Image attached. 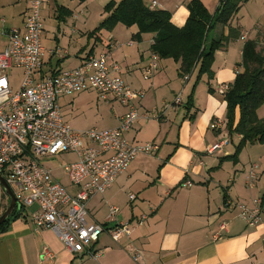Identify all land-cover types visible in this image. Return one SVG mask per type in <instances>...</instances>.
<instances>
[{
	"label": "crops",
	"instance_id": "obj_1",
	"mask_svg": "<svg viewBox=\"0 0 264 264\" xmlns=\"http://www.w3.org/2000/svg\"><path fill=\"white\" fill-rule=\"evenodd\" d=\"M145 1L147 3L148 0ZM153 1L157 2L155 9L172 13V21L176 26L183 27L186 24L189 17L187 7L191 0H150L147 5L151 7ZM52 2L53 0L49 1L44 8L45 12L52 10L56 13ZM79 2L82 4L80 0ZM251 4H255V9L258 10L257 0H249L241 10L250 8ZM70 10L74 14V11ZM241 10L231 22L233 28L240 30L241 37L217 52L213 64L215 78H202L195 91L194 107L189 112L186 105L193 91L198 70L189 75L188 80L184 78L186 84L189 83L186 85V89H189L187 100H181L182 104L176 105L179 96L174 90L175 99L171 106H167L162 112L159 111L168 103L166 101L169 94L164 89L168 86L169 89H175V84L172 85L173 79L169 76L171 68L173 65L176 67L175 71L179 77L180 64L158 58L157 71L150 80L144 79L146 69L154 56L151 51L154 41L152 34L143 35L142 39L138 40L135 38L138 28L132 27L127 28L130 34L122 37L117 33L122 31L118 29L119 25L112 32L102 31L101 41H96L95 37H89L91 32H83L82 36L86 39L77 41L81 47L71 61L67 50L64 51L59 46L48 49L43 40L47 50L61 49L66 53L63 57L47 54L42 70L44 75L77 68L88 57L108 52L111 62L120 67L115 74L121 76L134 90L144 92L139 107L142 114H147V118L139 120L126 134V138L133 144L157 143L161 150L152 156L140 155L119 175L104 195L96 196L89 202L90 223L107 224L109 227L129 223L132 230L130 237L116 243L107 233H103L91 248L94 253H99L98 258L93 259L87 253L73 254L65 249L52 230L37 229L31 219L38 209L36 206L31 213L22 212L20 218L12 221L7 231L0 234V264H264V227L247 226L239 218L238 210L226 204L231 200L251 204L254 199L264 195V182L262 185H256L254 189H249V175L246 182L241 184H237V180L224 177L226 163L223 159L231 156L227 146L214 154L207 152L209 147L229 135L226 128L217 131L211 129V124L217 119L226 120L227 104L219 89L223 85H231L237 74L244 70L241 65L245 42L259 41V35H264V25H261L260 20L264 12V1L257 12V22L252 24L246 25ZM210 12L214 13L212 10ZM55 13L53 15L57 17ZM27 14L26 11L22 13L21 20L12 28L5 26V19L1 20V34L7 38V42L0 52L8 45V32L13 28H22ZM80 14L84 12L81 11ZM105 15L107 17L105 13L102 17ZM75 18L78 19L79 15L76 14ZM67 19L64 22H67ZM252 25L256 34L251 28ZM223 32L228 34L229 28L218 26L212 35L218 37ZM244 36L246 40L242 39ZM55 41L58 44L59 37L56 36ZM56 59L57 63L53 64ZM159 61L162 62L160 65ZM209 88L212 92H209ZM179 89L182 94L185 86ZM72 104L73 100H70L65 106L70 107ZM61 107L63 110L64 105L61 104ZM181 107L185 111H182ZM117 109L116 124L111 128L117 127L120 117L127 112V108L123 106ZM155 111H158L157 116L151 114ZM63 114L67 120L64 110ZM152 119L158 122L157 133L146 142L138 140L139 134L149 128ZM170 123H174L176 132ZM229 137L233 139L230 135ZM159 139L162 142H156ZM263 178L264 171L263 175L258 174L257 183ZM187 182H191L193 186L184 187L183 184ZM69 188L74 190L71 185ZM4 194L0 184V216L10 203ZM130 195H135L136 199L131 201ZM111 207H118L120 212L108 222ZM136 249L140 252L137 261L133 259ZM46 251L53 257L48 258Z\"/></svg>",
	"mask_w": 264,
	"mask_h": 264
},
{
	"label": "built area",
	"instance_id": "obj_2",
	"mask_svg": "<svg viewBox=\"0 0 264 264\" xmlns=\"http://www.w3.org/2000/svg\"><path fill=\"white\" fill-rule=\"evenodd\" d=\"M49 1L31 2L23 27L8 32V45L0 52V174L23 210L38 207L31 216L38 230L50 229L70 253H87L96 259L99 253L91 248L103 233L120 243L130 237L132 230L129 223L112 227L90 223L89 202L104 195L140 155H156L161 147L154 142L133 144L126 138L139 120L147 118L139 107L144 92L134 90L115 74L120 67L111 62L108 52L88 57L77 68L42 74L47 54L58 57L66 54L61 49L47 50L43 45V10ZM156 6L157 2L153 1L150 8ZM242 39L246 40V36ZM157 60L154 55L146 69L145 80H150L157 71ZM14 69L23 72L18 91L13 90L8 77ZM228 90L229 85H223L219 93L224 95ZM87 91L96 92L106 103L116 101L127 108L117 127L76 130L65 119L60 100ZM175 103L182 104L180 96ZM226 125V121L217 119L211 129L221 130ZM229 144L230 141L224 139L207 152L214 154ZM62 154L77 156L76 161L62 166L74 190L60 183L41 160ZM257 170L258 166L254 165L247 182L249 189L257 185ZM183 186L193 184L187 182ZM135 199V195H130L131 201ZM226 204L238 210L239 218L247 226L264 227V195L251 204L232 200ZM119 212L118 207H111L107 221H112ZM45 255L53 257L48 251ZM139 257L136 249L133 259L137 261Z\"/></svg>",
	"mask_w": 264,
	"mask_h": 264
},
{
	"label": "trees",
	"instance_id": "obj_3",
	"mask_svg": "<svg viewBox=\"0 0 264 264\" xmlns=\"http://www.w3.org/2000/svg\"><path fill=\"white\" fill-rule=\"evenodd\" d=\"M81 3L87 0H80ZM249 0H220L214 13H211L201 0H191L188 4L189 17L183 27L172 21V13L162 9L150 8L145 0L111 1L104 11L107 17L94 29L90 38L101 41L102 31L112 32L118 25L127 28L137 27L135 38L154 35L151 51L161 60H173L180 64L178 75L185 78L198 70L193 91L188 98L186 110L194 107V96L198 84L204 76L215 78L213 64L216 54L231 41L241 37L239 29L231 22ZM56 5L57 19L66 21L72 11L63 5ZM218 26L228 27L229 33H221L209 41ZM257 40H247L243 46L242 67L229 90L223 95L227 104L226 130L228 134L238 135L240 142L235 153L223 160L239 162V156L247 145L264 144V117L258 111L264 106V48ZM209 92L212 89L209 88ZM222 160V161H223ZM6 198V194H4ZM10 204V203H9ZM6 208L3 212L6 211ZM22 211L14 210L12 215L0 226V234L7 231L12 221L20 218Z\"/></svg>",
	"mask_w": 264,
	"mask_h": 264
},
{
	"label": "rangeland",
	"instance_id": "obj_4",
	"mask_svg": "<svg viewBox=\"0 0 264 264\" xmlns=\"http://www.w3.org/2000/svg\"><path fill=\"white\" fill-rule=\"evenodd\" d=\"M111 0H88L86 3L80 4L79 0H53L51 3L53 10L56 11V5H65L66 7L72 9L74 14L67 19V22H60L57 17L53 14L55 13L52 10L48 12L43 11V18H44V34L43 40L44 45L49 48L58 47L62 50H67L70 53V61L73 60V56L76 51L81 47V44H78L77 41L81 38H85L82 36V33L92 32L96 29L100 23L105 19L103 14L104 6L110 2ZM120 2L121 0H116ZM206 7L212 12H214L215 7L218 6L220 0H201ZM264 0H257L258 10L255 9V4H251L250 8H245V10H241L242 16H245V23L246 25L252 24V22H257V12L262 7V3ZM32 0H0V49H2L6 42L7 38L1 34L2 32V24L1 20L5 19L6 27L12 28L17 26V22L21 20L22 13L25 11L28 13L29 8L31 5ZM150 3V0L147 1V4ZM84 12V14H80V12ZM262 12V10H261ZM79 15V18L76 19L75 15ZM106 14V13H105ZM57 15V13H55ZM261 25H264V12L261 14ZM119 26V25H118ZM254 32V25L252 27ZM118 29H122V31H118L117 33L122 37H126L130 34V31L127 30V27L124 25L119 26ZM137 29V28H135ZM248 30V28H247ZM256 34V32H255ZM59 37L60 42L57 44L55 41V37ZM213 38H216L215 34L210 35L209 41ZM253 37V34H252ZM262 37V39H260ZM259 43L260 48H264V35H259ZM92 44V43H91ZM57 63V59L53 61V64ZM162 62L159 61V65ZM68 66V64L66 65ZM176 67L173 65L170 72V77L173 79L172 85H174L175 89H169V86L166 87L164 90L168 91L169 97L167 96V101L165 105H163L159 111L162 112L167 106H169L173 99H175L174 90H176V94L180 96L181 100L185 102L187 100V92L189 89H186V84L184 78H180L177 76ZM8 77L10 79L12 88L14 91H18L21 88L23 72L20 69H14L8 73ZM183 93L179 91L180 87H184ZM189 88V87H188ZM70 100H73V104L70 107H66ZM61 104L64 105L63 110L66 114L67 120H69L71 125L76 130H84V129H91V128H98V129H107L115 126L116 119L115 115L118 113V107H122L120 103L113 102V103H106L103 101L96 92L89 91V92H82L77 94L74 97H69L61 100ZM162 104V103H161ZM171 106V105H170ZM182 111H185L183 107ZM154 116L158 115V111L151 113ZM258 115L262 118L264 117V106L258 111ZM151 120V124L149 128H145L142 133L139 134L138 140L142 142H146L148 138L154 136L157 133L158 125L156 122ZM138 126V124H137ZM136 126V127H137ZM170 126L174 128V123H170ZM176 132V130H175ZM133 134V133H132ZM175 134H173L174 136ZM230 144L226 147L227 150L230 151V155L235 153V149L240 142V138L238 135H233V139L227 135L226 137ZM225 138V139H226ZM145 139V140H143ZM224 140V139H223ZM156 142H162L161 139L156 140ZM157 144V143H156ZM166 145V144H165ZM44 164L48 168L53 171L55 178L62 183L65 187H69L70 183L68 178L65 176L62 166L66 164L72 163L77 160V156L75 154H62L58 156H53L50 158H42L41 159ZM226 163L224 167V177H227L231 180H237V184L245 183L247 176L250 177V172L254 165L258 166L257 173L263 175L264 171V144H254V145H247L241 152L239 156V162L235 163L233 160H224ZM248 177V178H249ZM260 183L258 182L257 185H262L264 182V178L261 179ZM232 186L231 184L229 185ZM8 198V197H7ZM36 205L32 207H26L22 212L31 213L36 209Z\"/></svg>",
	"mask_w": 264,
	"mask_h": 264
},
{
	"label": "water",
	"instance_id": "obj_5",
	"mask_svg": "<svg viewBox=\"0 0 264 264\" xmlns=\"http://www.w3.org/2000/svg\"><path fill=\"white\" fill-rule=\"evenodd\" d=\"M0 184L3 187L6 196L10 200V204H9L8 208L0 216V226H1L7 219H9V217L12 215L14 210L17 209L18 211H21L22 210V206L20 204H18L14 192L12 191L11 187L7 183L6 179L1 174H0Z\"/></svg>",
	"mask_w": 264,
	"mask_h": 264
}]
</instances>
